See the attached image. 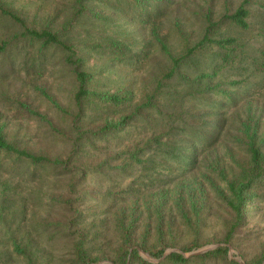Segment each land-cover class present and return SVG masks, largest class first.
<instances>
[{"label":"rangeland","instance_id":"rangeland-1","mask_svg":"<svg viewBox=\"0 0 264 264\" xmlns=\"http://www.w3.org/2000/svg\"><path fill=\"white\" fill-rule=\"evenodd\" d=\"M243 1L3 0L24 24L0 12V43L8 41L0 52V130L67 164L0 165V264H32L15 244L37 264H76L79 241L98 263L112 264L125 227L130 252L154 263L174 249L224 244L232 213L221 191L250 168L249 141L264 155V0L245 1L247 26L228 17ZM25 26L57 32L84 58L92 88L128 99L80 104L67 52L26 41ZM155 31L176 56L205 34L236 41L208 43L173 69ZM138 107L116 134H83ZM254 185L245 224L229 243V257L245 264L264 255V168ZM144 237L148 247H165L162 257L140 246ZM127 264L139 262L130 253Z\"/></svg>","mask_w":264,"mask_h":264},{"label":"trees","instance_id":"trees-1","mask_svg":"<svg viewBox=\"0 0 264 264\" xmlns=\"http://www.w3.org/2000/svg\"><path fill=\"white\" fill-rule=\"evenodd\" d=\"M137 6H144L143 0H131ZM244 0L237 10L229 15L233 21L241 26H247L246 17L248 16V9L245 7ZM0 12L9 16L13 20L21 22L24 21L13 11L7 9L3 0H0ZM25 40H31L38 42L40 49L43 50L46 47L54 46L59 47L67 52L66 61L70 65L75 66V77L78 84V90L75 95L76 100L81 104L83 101H101L105 103L121 104L128 99L127 95L119 94L116 92L102 91L94 89L91 87L90 83L94 78V75L87 70L81 69V63L84 60L83 57L79 56L75 47L71 44L65 42L60 35L48 28H31L24 27V30L20 34ZM155 38L161 43L163 52L169 55L172 60L173 69L177 68L179 64L184 61L191 53L204 47L206 44H216L221 48H228L230 45L235 43L236 39L234 37L228 38H211L208 34H205L202 39H200L192 47H189L186 52L182 55L176 56L171 53L168 49L166 43L161 39L157 31L154 32ZM19 37V35L17 36ZM8 45V41H2L0 43V52H3ZM172 69V70H173ZM207 92L217 91L216 87H209L205 89ZM224 94V91H219ZM226 96V95H225ZM137 110L128 117L122 118L116 122H109L97 130H86L83 134L87 136H99V137H109L113 134L118 133L120 130L125 128L129 120L138 113ZM248 152L250 154V168L245 170L241 176L234 177L226 181V187L221 191V199L229 208L232 213V219L227 227V231L224 235V244L219 245L217 248L210 250L202 255L194 256L192 258L186 257L180 252L170 253L165 260L159 263H154L143 259L139 256L138 250L135 248L133 252H130L131 244V231L132 227H125L122 230L123 242L116 253V256L112 259L114 264H127L128 257L131 253L132 259L134 258L139 264H188L193 260H206L208 258H223L228 264H241L236 259H231L229 257V243L232 241L234 234L239 230V228L245 224L248 205H249V191L255 187L256 179L262 175L263 160L264 155L261 147L255 143V141H249ZM8 158H13L14 162H27L31 167L40 166H55L60 170L65 168L67 161L62 158H52L51 156L44 153H36L26 148L19 147L13 141L7 138V136L0 130V165L8 160ZM187 220H191V217L187 213H183ZM79 241L76 246V257L74 261L76 264H97L101 259L99 256H92L91 253L84 247V245ZM140 246L151 253L152 256L156 258L162 257L165 247H148L146 245V238L140 243ZM15 250L28 258L32 264H37L33 258L31 252L26 247H22L19 244H15ZM191 247H183L184 251L191 250ZM264 255L260 256L254 263L248 264H263Z\"/></svg>","mask_w":264,"mask_h":264},{"label":"water","instance_id":"water-1","mask_svg":"<svg viewBox=\"0 0 264 264\" xmlns=\"http://www.w3.org/2000/svg\"><path fill=\"white\" fill-rule=\"evenodd\" d=\"M221 244H222V243H219V244H217V245L210 246V247H204V248H201V249H199V250L192 251V252H189V253L183 251L182 249H174V250L169 251L168 253H171V252H175V251H177V252H180V253L184 254L186 257H190V256H194V255L204 254V253H206V252H208V251H210V250H212V249L218 247V246L221 245ZM168 253H166V254H168ZM237 259L239 260V262H241V264H245L243 260H241V259H239V258H237ZM103 262H104V261H101V262H99L98 264H102ZM108 262L114 264V263L111 262V261H108Z\"/></svg>","mask_w":264,"mask_h":264}]
</instances>
